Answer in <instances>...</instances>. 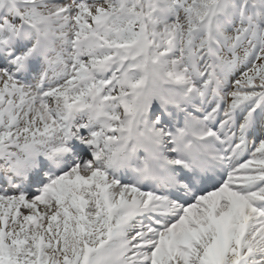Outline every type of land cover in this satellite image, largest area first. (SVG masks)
<instances>
[{"label": "snow or ice", "instance_id": "snow-or-ice-1", "mask_svg": "<svg viewBox=\"0 0 264 264\" xmlns=\"http://www.w3.org/2000/svg\"><path fill=\"white\" fill-rule=\"evenodd\" d=\"M0 264H264V0H0Z\"/></svg>", "mask_w": 264, "mask_h": 264}]
</instances>
